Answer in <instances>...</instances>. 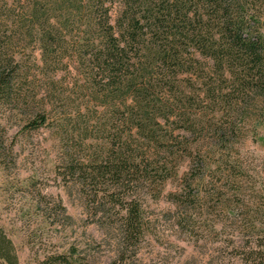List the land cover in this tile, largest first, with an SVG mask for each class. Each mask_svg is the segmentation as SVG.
<instances>
[{
	"label": "trees",
	"instance_id": "16d2710c",
	"mask_svg": "<svg viewBox=\"0 0 264 264\" xmlns=\"http://www.w3.org/2000/svg\"><path fill=\"white\" fill-rule=\"evenodd\" d=\"M248 1L0 0V103L54 133L64 177L116 232L106 264H126L144 227L139 191L158 198L167 179L179 181L166 193L178 226L209 225L234 264H264V241L242 244V217L226 234L208 216L230 209L219 180L241 193L228 153L239 109L264 105V9ZM11 247L0 230V264H15Z\"/></svg>",
	"mask_w": 264,
	"mask_h": 264
},
{
	"label": "rangeland",
	"instance_id": "374dc122",
	"mask_svg": "<svg viewBox=\"0 0 264 264\" xmlns=\"http://www.w3.org/2000/svg\"><path fill=\"white\" fill-rule=\"evenodd\" d=\"M248 2L255 10L264 9V0ZM239 111L242 117L235 121L228 153L238 161L241 193L234 192L237 182L218 179L230 209L212 204L208 216L223 221L226 234L234 227L230 216L242 217L245 244L264 241V105ZM22 116L20 109L0 103V230L11 241L15 264H53V256L69 253L85 264H106L114 256L115 230L94 221L81 191L64 177L65 153L54 133L48 126L27 127ZM178 182L167 179L158 198L140 189L144 227L134 251L127 252L126 264H234L230 245L215 240L207 223L203 236L175 223L166 193Z\"/></svg>",
	"mask_w": 264,
	"mask_h": 264
}]
</instances>
